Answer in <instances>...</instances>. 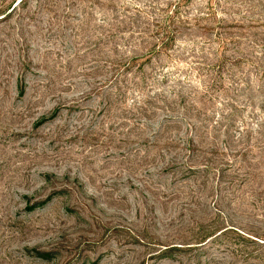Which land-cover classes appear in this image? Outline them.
Segmentation results:
<instances>
[{
	"label": "rangeland",
	"instance_id": "obj_1",
	"mask_svg": "<svg viewBox=\"0 0 264 264\" xmlns=\"http://www.w3.org/2000/svg\"><path fill=\"white\" fill-rule=\"evenodd\" d=\"M0 264H264V0H0Z\"/></svg>",
	"mask_w": 264,
	"mask_h": 264
}]
</instances>
